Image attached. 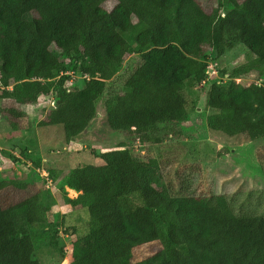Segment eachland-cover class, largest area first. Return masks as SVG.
<instances>
[{
  "label": "trees",
  "instance_id": "16d2710c",
  "mask_svg": "<svg viewBox=\"0 0 264 264\" xmlns=\"http://www.w3.org/2000/svg\"><path fill=\"white\" fill-rule=\"evenodd\" d=\"M233 1L209 0L205 12L193 0H0V99L13 104L1 111L23 119L17 106L46 98L39 126H62L67 146L99 110L106 129L133 137L132 145L160 144L189 118L184 91L201 85L210 131L264 138V0ZM235 49L243 59L230 65ZM211 64L218 72L210 77ZM70 72L89 79L70 83ZM132 145L120 142L98 153L99 165L62 178L64 204L89 213L69 264H264V215L237 216L223 196L210 205L173 193L159 185L157 160L136 159ZM29 185L0 172V264H39L30 228L48 221L49 206L40 192L7 203L2 194ZM133 194L141 202L127 210L122 199ZM153 242L154 255L131 261Z\"/></svg>",
  "mask_w": 264,
  "mask_h": 264
},
{
  "label": "rangeland",
  "instance_id": "374dc122",
  "mask_svg": "<svg viewBox=\"0 0 264 264\" xmlns=\"http://www.w3.org/2000/svg\"><path fill=\"white\" fill-rule=\"evenodd\" d=\"M193 1L200 9L209 11V0ZM225 1L228 6L234 4L233 0ZM104 8L110 10L112 2L105 3ZM132 9L138 15L136 9ZM230 55V65L243 59L238 49ZM208 69L210 77L216 76L218 71L212 67ZM228 79L222 77L223 81ZM184 96L189 118L176 129L178 134L165 137L160 144L135 142V147L133 137L106 129L101 110L80 140L67 146L62 126H39L49 110L48 99H40L34 105L17 106L25 115L23 119L5 116L1 110L13 104L0 99V172L7 179L20 178L23 183H30L28 190L6 188L2 192L3 200L5 203L17 201L40 192V203L49 206L48 221L30 228L39 264H69L71 244L88 233L87 209L74 211L61 199L62 178L77 166L99 165L98 153L115 149L120 142L132 145L129 147L131 154L140 161L157 160L159 185H165L173 193L201 197L210 205L215 204L217 196H223L237 216L264 215V138L249 141L244 136L230 138L210 131L205 123L209 113L205 106V87L192 86L184 91ZM12 156L20 158V162L13 161ZM46 181L47 185L43 186ZM66 192L70 198L78 195ZM140 202L138 194L122 199L127 210L135 209ZM62 221H66L64 225ZM69 227H73V231H68ZM159 249L160 245L155 242L137 247L132 251L131 261H143Z\"/></svg>",
  "mask_w": 264,
  "mask_h": 264
},
{
  "label": "built area",
  "instance_id": "2783aa9c",
  "mask_svg": "<svg viewBox=\"0 0 264 264\" xmlns=\"http://www.w3.org/2000/svg\"><path fill=\"white\" fill-rule=\"evenodd\" d=\"M211 67L214 68V65H212V64L209 65V68H211ZM66 75H68V76L70 77V79H69V82H70V83H73L76 79H79V78H80V79H81V78H82V79H87V80L89 79V77H88L87 75H85V76H83V77H80V76H77V75H75V74H73V73H71V72H70V73H66ZM235 82L238 83V82H239V79H235ZM134 147H135V144H134ZM46 185H47V184H46Z\"/></svg>",
  "mask_w": 264,
  "mask_h": 264
},
{
  "label": "crops",
  "instance_id": "0c3cea01",
  "mask_svg": "<svg viewBox=\"0 0 264 264\" xmlns=\"http://www.w3.org/2000/svg\"><path fill=\"white\" fill-rule=\"evenodd\" d=\"M65 190H66V191L73 192V193H75V194H76V192H74V191H72V190H70V189H67V188H66ZM76 195H77V194H76ZM76 195H75V196H76ZM68 197H69V196H68Z\"/></svg>",
  "mask_w": 264,
  "mask_h": 264
}]
</instances>
